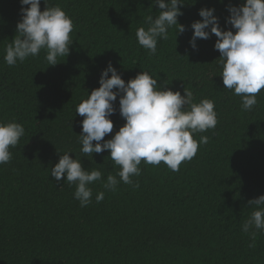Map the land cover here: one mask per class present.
Wrapping results in <instances>:
<instances>
[{
    "label": "trees",
    "instance_id": "trees-1",
    "mask_svg": "<svg viewBox=\"0 0 264 264\" xmlns=\"http://www.w3.org/2000/svg\"><path fill=\"white\" fill-rule=\"evenodd\" d=\"M183 2L177 19L185 31L170 28L151 55L135 33L148 27L147 16L162 11L152 0H41V11L58 6L72 20L70 53L55 66L48 65L46 50L9 66L5 50L17 34L22 6L0 0V123L25 129L9 148L11 160L0 164V264H264V231H242L259 210L248 202L264 195V90L251 110H242L241 97L223 85L217 37L197 38L195 49L190 44L201 9H214L220 28L235 33L226 22L228 7L245 0ZM109 62L126 83L146 71L161 90L183 96L186 87L195 103L213 101L218 121L193 134L208 142L179 171L142 161L141 175L132 177L139 187L121 181L115 192L103 181L120 168L109 150L82 154L83 117L76 113L100 86ZM114 108L113 131L104 140L126 123L119 96ZM65 152L86 170L102 172V181L89 185L86 207L74 197L75 184L51 176ZM99 192L104 199L97 203ZM253 232L255 246L249 247Z\"/></svg>",
    "mask_w": 264,
    "mask_h": 264
},
{
    "label": "clouds",
    "instance_id": "clouds-1",
    "mask_svg": "<svg viewBox=\"0 0 264 264\" xmlns=\"http://www.w3.org/2000/svg\"><path fill=\"white\" fill-rule=\"evenodd\" d=\"M152 3L162 11L155 18L147 16L148 27L138 28L135 35L138 44L155 55L158 40H167L170 28L178 25L176 34L185 31L177 19L182 15L178 5L185 3L183 0H152ZM20 4L22 19L16 26L18 35L6 47L5 62L14 66L18 61L24 62L46 50L48 65L55 66L58 57H67L70 53L72 20L58 6H47L41 11V0H20ZM228 11L230 16L226 22L236 30L235 33L220 28L214 9L203 8L199 11L202 21L191 25L190 44L195 49L197 38L209 39L211 34L217 37L214 48L221 54L223 85L241 97L242 110L248 111L257 104V96L264 90V0H245L239 7L229 6ZM209 27L210 31L206 30ZM99 84L76 107V113L83 117L82 134L79 135L82 154L92 157L93 153L109 150V157L120 168L119 180L117 176L108 175L103 181V187L108 191L115 192L121 181L139 187L132 177L141 175L139 165L142 161L153 166L163 162L170 170L179 171L181 163L191 160L199 145L208 142L207 136H201L198 142L193 134L214 129L218 123L213 101L203 99L195 103L193 92L186 87L183 96L180 91L161 90L157 79L146 71L126 83L109 62ZM118 96L119 112L126 123L111 139L104 140L113 131L109 117L116 111L114 102ZM24 133L23 125L19 123H0V164L11 160L9 148L17 146ZM69 153L60 157L51 169V176L56 181L65 178L69 185L75 184L74 197L81 207H86L93 195L89 185L102 181V172L86 170L81 160L71 158ZM95 199L97 203L101 202L104 192H99ZM248 203L259 210L251 213L242 231L248 233L253 227L264 231V195ZM252 237L249 247L255 246L254 232Z\"/></svg>",
    "mask_w": 264,
    "mask_h": 264
}]
</instances>
